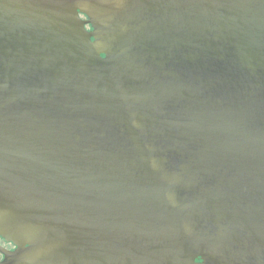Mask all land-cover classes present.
<instances>
[{"label":"water","instance_id":"95a60500","mask_svg":"<svg viewBox=\"0 0 264 264\" xmlns=\"http://www.w3.org/2000/svg\"><path fill=\"white\" fill-rule=\"evenodd\" d=\"M0 236V264H264V0H0Z\"/></svg>","mask_w":264,"mask_h":264},{"label":"flooded vegetation","instance_id":"af4514ba","mask_svg":"<svg viewBox=\"0 0 264 264\" xmlns=\"http://www.w3.org/2000/svg\"><path fill=\"white\" fill-rule=\"evenodd\" d=\"M83 19H86L85 16L82 15ZM0 247L7 250V251H15L16 246L13 243L7 242L3 237L0 236ZM4 259L3 254L0 252V262ZM200 261V260H198Z\"/></svg>","mask_w":264,"mask_h":264}]
</instances>
